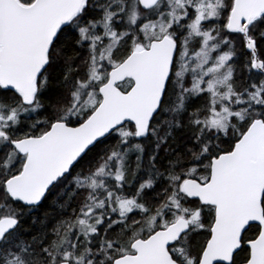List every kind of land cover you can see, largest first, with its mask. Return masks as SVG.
<instances>
[{"label": "snow or ice", "instance_id": "obj_1", "mask_svg": "<svg viewBox=\"0 0 264 264\" xmlns=\"http://www.w3.org/2000/svg\"><path fill=\"white\" fill-rule=\"evenodd\" d=\"M0 264H264V0H0Z\"/></svg>", "mask_w": 264, "mask_h": 264}]
</instances>
